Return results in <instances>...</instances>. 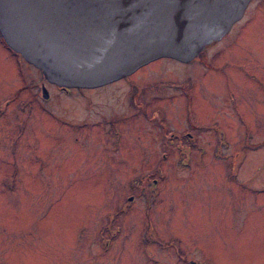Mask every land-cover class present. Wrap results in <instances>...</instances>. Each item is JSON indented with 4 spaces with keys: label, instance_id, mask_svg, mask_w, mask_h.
<instances>
[{
    "label": "rangeland",
    "instance_id": "rangeland-1",
    "mask_svg": "<svg viewBox=\"0 0 264 264\" xmlns=\"http://www.w3.org/2000/svg\"><path fill=\"white\" fill-rule=\"evenodd\" d=\"M203 51L131 77L147 84V112L172 131L186 127L175 84L191 82L202 104L215 100V117L197 112L227 131L230 150L186 159L156 118L124 113L129 82L51 88L47 112L35 99L7 105L20 81L13 66L0 69V264H264V0H250ZM113 117L119 139L103 122Z\"/></svg>",
    "mask_w": 264,
    "mask_h": 264
},
{
    "label": "water",
    "instance_id": "water-1",
    "mask_svg": "<svg viewBox=\"0 0 264 264\" xmlns=\"http://www.w3.org/2000/svg\"><path fill=\"white\" fill-rule=\"evenodd\" d=\"M250 0H0V35L62 87H94L155 58L188 61Z\"/></svg>",
    "mask_w": 264,
    "mask_h": 264
},
{
    "label": "flooded vegetation",
    "instance_id": "flooded-vegetation-1",
    "mask_svg": "<svg viewBox=\"0 0 264 264\" xmlns=\"http://www.w3.org/2000/svg\"><path fill=\"white\" fill-rule=\"evenodd\" d=\"M0 41L1 46L0 49L3 50L6 54V61L7 63H2L0 65V69L3 71L8 72L9 67L13 66L14 71L17 75L18 80L20 81V84L14 89L13 94L5 99V103L8 105L10 103L15 102L16 105L19 108H23L24 106H31V102L33 99H35L37 102H39V106L44 111H49V108L44 105V102H48L53 98V95L51 93V88H54V91L66 93L67 95L72 94L71 91H76L77 93H80V91L89 90V89H97L101 87H105L108 85L115 84L119 81H125L129 82L130 84V90L127 91V100L124 98V103L126 105V112H130L131 114L135 116H143L147 119L149 118H156L157 123L162 131L169 134V139H167V146L170 149H175L182 151L185 159L192 153L197 151H213L217 154V150L219 149H225L229 148L231 146V142L229 138H226V135H228L227 131L225 129H221L218 123H211V124H205L202 119L200 118V115L197 111L201 110V106H203L204 114L210 115L215 117L218 114V105L214 101H210L208 104H202L198 97H194L193 95V88L191 82H179L175 84V87L178 86V88L183 92L182 97L184 101V121H185V129L182 131H172L171 127L166 118L164 119L161 114L156 115V117H152V114H155L156 112H151L150 114L147 112V109L145 107V103L141 98V94L143 92V88L147 86V84H143V82L138 81L134 82L131 78L134 74L138 73L141 69H143L145 66L155 62L156 60L160 58H169L174 59L175 61L179 63H188L191 60H193L196 57H199L204 51L202 49L199 51V53L194 56L192 59L188 61H181L176 58L171 57H159L155 58L145 64H142L141 66L137 67L135 70H133L131 73L116 78L114 80H111L109 82L103 83L98 86L94 87H62L58 86L57 84L49 81L42 73V71L34 66L32 63L28 62L23 58L21 54L14 51L10 47H8L5 42L3 41L1 35H0ZM208 47V46H207ZM206 49V48H205ZM9 62V63H8ZM208 63V62H207ZM204 65H208L203 63ZM154 86H156L155 83H153ZM34 91L29 94L28 89H33ZM23 91H26L28 93V96L26 98L21 95ZM57 95V94H55ZM233 95V94H231ZM231 95H229L228 100L230 103V107L233 111V102ZM35 96H39V100L35 98ZM209 108H215V111H210ZM50 112V111H49ZM234 113V111H233ZM118 120V117H113L112 119L106 118L103 120L104 123H106L108 130L112 132V136H114V139H119V133L117 132V128H119L116 124V121ZM205 120V119H204ZM204 129H209L211 133L208 134L205 138L203 137L202 133ZM213 154V155H216ZM185 163H188L186 161ZM234 161L229 160L225 164V168L227 172H230L232 174V178L234 177ZM230 174L228 175L230 177ZM155 181V179H154Z\"/></svg>",
    "mask_w": 264,
    "mask_h": 264
}]
</instances>
